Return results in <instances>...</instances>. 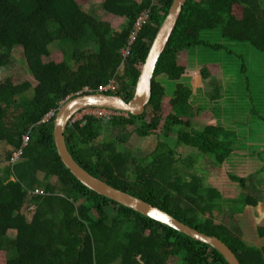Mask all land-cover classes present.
<instances>
[{"label":"trees","instance_id":"obj_1","mask_svg":"<svg viewBox=\"0 0 264 264\" xmlns=\"http://www.w3.org/2000/svg\"><path fill=\"white\" fill-rule=\"evenodd\" d=\"M91 1L108 20L85 12L76 0H0V69L9 67L13 50L21 48L36 82L35 87L12 78L0 83V157L6 162L0 168V264H169L179 258L183 264H227L207 245L90 191L62 164L53 140L55 116L46 117L83 93L102 92L130 101L173 3ZM144 13L148 18L123 60L122 51ZM113 19H122V24L112 27ZM239 44L259 53L264 68V0H187L157 63L144 114L110 121L87 115L68 125L65 140L74 160L92 176L217 237L240 264H264V247L244 242L233 218L236 212L222 208L219 191L196 173H184L186 167L196 169V157L176 152L188 147L211 156L218 168L237 154L230 141L236 133L221 124V116L210 114L211 122L201 130L193 121L203 111L195 106L196 96L206 91L201 80L212 88L205 94L212 104L223 96L222 83L211 72L217 66L223 77V64L203 62L200 55L224 53L225 60L238 62L246 55ZM53 45L62 49L61 62L44 61ZM183 52L187 62L180 58ZM112 81L114 91H100ZM170 83L174 89L168 95ZM157 132L163 140L175 132L174 146L159 140L156 149L138 161L126 147L130 135ZM119 133L129 134L128 139ZM20 150L13 163L12 155ZM229 176L243 190L239 198L244 204L237 212L256 208L264 192L254 178ZM258 234L264 236V228Z\"/></svg>","mask_w":264,"mask_h":264},{"label":"rangeland","instance_id":"obj_2","mask_svg":"<svg viewBox=\"0 0 264 264\" xmlns=\"http://www.w3.org/2000/svg\"><path fill=\"white\" fill-rule=\"evenodd\" d=\"M76 1L85 12L93 14L95 17H99L103 21L108 20L107 15L101 11L99 4L94 3L91 0ZM111 24L112 27L117 28L122 24V19H113ZM238 46L244 51L243 53L246 54L245 58L238 62L225 60L224 53L200 55V60L203 62L206 60V62L210 64H223V68L225 70L223 77L220 72H218L219 70L217 66L211 67L212 74L216 75L218 77L216 78L217 81L222 83L221 94L223 96L221 101L217 102L218 104H212L213 102H211L209 97L205 95L206 93H212V88L210 85L208 86V81L201 80L200 83L203 86L202 88L206 91L205 93L198 94L196 96L195 106L200 107L203 111L200 112L198 118L193 121L195 128L197 130H201L205 125H208V123L211 122L212 119L210 114L213 113L217 119L221 116V118H223L221 124L226 126L228 130L236 133L235 137H232V140L230 139V141H233L234 150H236L235 152L237 154H234V156L224 166L218 168V166H216L213 162L211 156L191 152V155L196 157L194 165L197 170L186 167V175L196 173V175H199L208 182L212 179L211 174H214L215 176L217 173L222 175L221 177L223 179H221V182L224 180L226 183V185H223V195L228 197L227 199L229 200L232 199L231 201H224V198H222L223 201H221V203L224 205L222 208L225 211H228V213L229 210L236 212L233 214V218L237 221V226L240 228V222L243 223L242 219L240 216L235 215L242 213L245 209L243 208L241 212H237L244 204V202L239 198L240 193L243 190L237 182H233L231 180L229 175L245 179L252 176L258 184V190H263L264 192V68L262 61L263 58L259 53L252 50V48H250L247 44H239ZM63 50L65 53H69L70 51L67 46H63ZM61 52L62 49H60L58 45L51 46L50 57L44 61H54L57 63L61 62L63 59V52ZM12 56V64L9 67L0 69V83L4 82L8 78H12L15 83L27 81L35 87L36 82L30 75L24 62L22 49L15 48L12 52ZM231 56H229V58ZM233 57H235V55ZM180 58L184 62H187L188 54L183 52L181 53ZM241 63L243 65L245 64V71L241 69ZM167 89L168 95H170L174 89V84L170 83ZM201 95L205 97H201ZM208 108L211 109L212 112L209 111ZM89 112L93 111L86 109L77 113L75 115L76 119L79 120L80 117ZM107 125L108 124H105L104 127H110ZM174 133L175 132H173L172 136L169 135L168 138H165V140H163L164 137L162 134H159V132L149 137H139L133 134L130 135L129 139V134L119 133L120 135H118L121 137H127V149L132 151L134 156L140 158L138 161H144L145 157L147 158V155L156 149L160 141L173 147L175 144ZM120 146H122V144ZM189 149L190 148L188 147L180 146L176 149V152L180 156L183 151L185 152ZM3 158V156L0 157V168L6 165ZM262 200L263 205L264 196H262ZM257 209H259V206L255 208L254 212H257ZM31 211L32 210H29L28 213L30 212L29 214H31ZM218 211H221V209L219 208L216 212ZM219 217L228 220V217L224 218L225 216L223 214H219ZM260 228H264V215H262L261 220L256 227L246 228L243 225L245 234L241 231L242 239H246L249 243L253 242L259 246H264V238H260L258 234V229ZM9 234L10 236H13L14 232H10ZM257 238L258 241L255 240ZM174 261L177 264H183L181 258L173 260L169 263L174 264Z\"/></svg>","mask_w":264,"mask_h":264},{"label":"water","instance_id":"obj_3","mask_svg":"<svg viewBox=\"0 0 264 264\" xmlns=\"http://www.w3.org/2000/svg\"><path fill=\"white\" fill-rule=\"evenodd\" d=\"M187 0H173V3L150 46L147 58L139 74L135 93L128 102L116 95L99 93H83L68 98L57 110L53 120V140L57 154L65 168L83 186L90 191L115 202L125 208L168 227L194 241L207 245L217 251L227 264H240L234 253L217 237L207 236L172 215L148 204L128 193L113 188L107 183L92 176L84 170L70 154L65 140V133L71 119L86 109H107L123 112L134 117L144 114L152 95V79L157 63L163 54L173 30L180 18Z\"/></svg>","mask_w":264,"mask_h":264},{"label":"built area","instance_id":"obj_4","mask_svg":"<svg viewBox=\"0 0 264 264\" xmlns=\"http://www.w3.org/2000/svg\"><path fill=\"white\" fill-rule=\"evenodd\" d=\"M148 18V14L147 13H144L138 20L137 22L135 23V26H134V30L133 32L131 33V36H130V39H129V42H128V46L126 49H124L122 51V57H123V60H125L126 58H128L129 56V51H130V48H131V45L134 43L135 39H136V36H137V33L140 31L142 25L146 22ZM115 87L114 85V81H112L106 88H102L100 91H108V90H113ZM115 90V89H114ZM113 90V91H114ZM92 110L93 112H89L85 115H83L82 117H80V119H76V116L70 121V123H75V122H79V121H83L84 117L87 116V115H91V116H94L98 119H101L103 121H110L113 117H119V116H127V114L125 113H122V112H118V111H112V110H107V109H101V108H95V109H90ZM55 116V113L52 112L50 113L45 120H48L50 119L51 117ZM23 142L24 144H26L28 142V137L27 136H24L23 137ZM20 154H21V150L14 153L11 157V161L14 163L16 162L19 157H20Z\"/></svg>","mask_w":264,"mask_h":264},{"label":"crops","instance_id":"obj_5","mask_svg":"<svg viewBox=\"0 0 264 264\" xmlns=\"http://www.w3.org/2000/svg\"><path fill=\"white\" fill-rule=\"evenodd\" d=\"M191 152L192 151L189 149L188 151H185V152L183 151V153L181 155L185 158L186 155L192 154ZM184 173L187 174L186 168L184 169ZM221 176L222 175H219L218 173L216 174V176L214 174H211V178H212L211 181L210 182L206 181V182L211 187L217 189L219 191V193L221 194L222 198H224L225 201H231L232 199L229 200V199H227L228 197H225V195H223V191H224L223 185H226V183H225L224 180L221 182V179H223ZM259 186H261V185H259ZM257 189H259L258 184H257ZM260 192H263V190H261ZM262 201L258 204L259 209L256 210L257 212H254L255 208H251V207H247L246 206L242 213H239V214L235 215V216H240V218L242 219V222L243 223L240 222V230L242 229L241 231L244 234H245V231L243 230V225L246 228L256 227L257 224H259L262 215H264V204L262 205ZM260 238H264V236H262ZM244 240L250 246H253L254 245L253 247H256V248H262V247H264L263 245L262 246H259L258 244L253 243L252 241H251L252 243H249V242L246 241V239H244ZM255 240L258 241V238L255 239ZM174 264H177V263L174 261Z\"/></svg>","mask_w":264,"mask_h":264},{"label":"clouds","instance_id":"obj_6","mask_svg":"<svg viewBox=\"0 0 264 264\" xmlns=\"http://www.w3.org/2000/svg\"><path fill=\"white\" fill-rule=\"evenodd\" d=\"M122 113H123V112H122ZM55 114H56V113H55ZM125 114H126V113H125ZM74 117H75V116H74ZM74 117H73V118H74ZM73 118H72V119H73ZM72 119H71V120H72ZM69 124H70V123H69Z\"/></svg>","mask_w":264,"mask_h":264}]
</instances>
